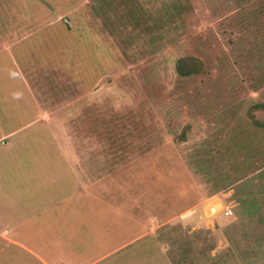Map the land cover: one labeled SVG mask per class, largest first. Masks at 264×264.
<instances>
[{
  "label": "rangeland",
  "instance_id": "obj_1",
  "mask_svg": "<svg viewBox=\"0 0 264 264\" xmlns=\"http://www.w3.org/2000/svg\"><path fill=\"white\" fill-rule=\"evenodd\" d=\"M109 1L142 20L108 23L93 102L41 121L34 93L5 91L21 79L0 50V264H169L167 249L175 264H264V0ZM28 6L0 0V45ZM182 58L197 74L178 75ZM215 204L237 217L228 241ZM152 219L173 220L175 245L138 237Z\"/></svg>",
  "mask_w": 264,
  "mask_h": 264
},
{
  "label": "crops",
  "instance_id": "obj_2",
  "mask_svg": "<svg viewBox=\"0 0 264 264\" xmlns=\"http://www.w3.org/2000/svg\"><path fill=\"white\" fill-rule=\"evenodd\" d=\"M23 4L32 6L31 8L30 6L24 7V11L21 12L24 14L23 21L19 20L18 22H23L24 25L22 27H18L17 24L9 26V30L13 31L11 37L0 45V50L7 52L12 60L11 63L8 62L9 68L10 66L16 67L21 80L18 82L16 74L12 75L8 72L3 85L7 92L14 91L13 89L19 85L30 91L32 96L34 93V101L39 111L38 119L48 122L45 119L52 118L50 111L53 109H64L84 100H94L97 83H100V80L103 83L104 79L110 76V73L107 74V77L100 75L97 80L95 76L96 63L109 60L103 57L96 59L97 55H101L100 53L107 52L104 44L99 46V41L112 38L107 34L108 23L112 21L116 24L118 21L114 20L129 13L135 22H140L142 20L140 19L141 13L122 7L120 8L121 14L115 17L112 15L111 1L109 0H71L70 8L67 6V9H64V0H23ZM124 9L125 11H122ZM16 28L24 30V32L18 33V36L14 37ZM48 29L51 30L48 31ZM39 35L41 36L39 37ZM36 37L39 38L34 39ZM22 44L23 47H21ZM109 45H111L110 41ZM14 49H17L18 56L13 54ZM120 52L119 49L118 53L121 54ZM21 65L22 70L26 73L21 70ZM8 76L14 77L9 78ZM3 135L0 138V143L6 141L4 139L8 137V134ZM201 205L179 215L178 219L189 217L188 215L201 208ZM215 205L217 206L211 207L212 210L208 217L209 219L213 217V220L224 227L220 228L219 232L228 241L225 230L234 224L232 222L237 217L233 208ZM200 218V220L197 217L188 218L187 225L182 223V227H194V222L199 224L208 221L206 217L200 216ZM140 222L142 232L138 236L139 238L148 236L158 243L164 245L167 243L168 246L175 245V235L170 232V229L173 231V227L176 226L173 220H169L163 225H159L154 219L149 225H145L141 220ZM169 222H171V226ZM164 225L168 229L166 235H163L165 230H160V227ZM215 232L218 231L214 230V234H216ZM216 251L218 252V249ZM166 252L168 253V263L175 264L174 257L170 256L168 249Z\"/></svg>",
  "mask_w": 264,
  "mask_h": 264
},
{
  "label": "trees",
  "instance_id": "obj_3",
  "mask_svg": "<svg viewBox=\"0 0 264 264\" xmlns=\"http://www.w3.org/2000/svg\"><path fill=\"white\" fill-rule=\"evenodd\" d=\"M188 61H190V60L187 58H182V59L178 60V62L176 64V71H177L179 76L190 77V76L197 74V72L199 71V69H200L199 67H196L194 65V63L190 64ZM196 63H198L197 60H195V64ZM256 108L264 109V104L257 105ZM179 226H181V225H179ZM180 228L182 229L183 227L181 226ZM173 231L176 233V226L173 227ZM175 240H176V237H175ZM189 253H191V251H189Z\"/></svg>",
  "mask_w": 264,
  "mask_h": 264
}]
</instances>
